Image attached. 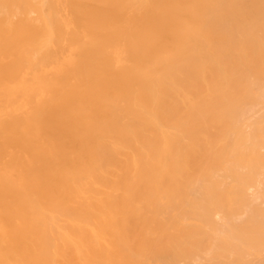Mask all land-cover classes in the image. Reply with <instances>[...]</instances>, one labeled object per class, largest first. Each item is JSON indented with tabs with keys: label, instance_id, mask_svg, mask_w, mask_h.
Masks as SVG:
<instances>
[{
	"label": "bare ground",
	"instance_id": "bare-ground-1",
	"mask_svg": "<svg viewBox=\"0 0 264 264\" xmlns=\"http://www.w3.org/2000/svg\"><path fill=\"white\" fill-rule=\"evenodd\" d=\"M0 264H264V0H0Z\"/></svg>",
	"mask_w": 264,
	"mask_h": 264
}]
</instances>
